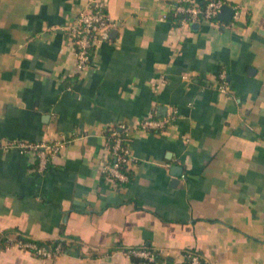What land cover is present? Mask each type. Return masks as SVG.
<instances>
[{
	"label": "crops",
	"instance_id": "1",
	"mask_svg": "<svg viewBox=\"0 0 264 264\" xmlns=\"http://www.w3.org/2000/svg\"><path fill=\"white\" fill-rule=\"evenodd\" d=\"M87 1L0 0V264H151L126 254L136 245L166 264L187 250L264 264V0L189 26L163 18L187 0H107L111 37L76 74L65 26ZM172 109L132 132L129 179L111 176L109 125ZM62 136L43 169L4 146ZM19 233L64 251L34 255Z\"/></svg>",
	"mask_w": 264,
	"mask_h": 264
},
{
	"label": "built area",
	"instance_id": "2",
	"mask_svg": "<svg viewBox=\"0 0 264 264\" xmlns=\"http://www.w3.org/2000/svg\"><path fill=\"white\" fill-rule=\"evenodd\" d=\"M226 2V0H206L202 2L187 0L177 2L172 5L168 12L163 14V18L172 19V17L177 15L181 16L179 22L176 23L179 26H189L193 22L203 19L213 20L218 17L221 7ZM234 15L237 16L236 9ZM65 30L68 41L72 44L75 53V73L80 74L92 64L94 49L98 43L111 37V22L107 12V0H88L86 5L77 12L75 18L65 26ZM217 83L222 91L230 90V83L225 68L219 71ZM176 117L177 110L172 109L164 116H156L153 113H149L132 124L124 120L110 124L108 127V148L113 160L105 165L108 173L119 182L124 183L127 181L129 175L123 169V166L134 159L129 146L132 132L135 130H161ZM69 140L67 136L43 140L39 143L7 140L4 146L16 147L21 152L35 153L38 158L39 168L43 169L47 166L50 157L58 154ZM13 243L19 248L29 250L40 257H52L64 251L63 244L60 241L52 248L32 238L17 237ZM125 252L130 257L145 260L151 264H166V261L159 257V253L156 250L146 245L125 248ZM180 264H203V259L199 253L187 250L184 253V261Z\"/></svg>",
	"mask_w": 264,
	"mask_h": 264
},
{
	"label": "water",
	"instance_id": "3",
	"mask_svg": "<svg viewBox=\"0 0 264 264\" xmlns=\"http://www.w3.org/2000/svg\"><path fill=\"white\" fill-rule=\"evenodd\" d=\"M234 11H235V7H233L230 3L226 2L221 7L220 12L218 13V18H221V19L226 20V21H230L233 18ZM194 23L195 22H193L192 25ZM169 260H171V259H169Z\"/></svg>",
	"mask_w": 264,
	"mask_h": 264
},
{
	"label": "trees",
	"instance_id": "4",
	"mask_svg": "<svg viewBox=\"0 0 264 264\" xmlns=\"http://www.w3.org/2000/svg\"><path fill=\"white\" fill-rule=\"evenodd\" d=\"M180 17H181V16H178V15H177V16H175V17H172V20H174L175 23H178ZM123 169L127 172L126 165L123 166ZM127 173H128V172H127ZM121 183H123V182H121ZM17 236H18V237H22V238H28V237L24 236V235L21 234V233H19ZM37 241H38V240H37ZM60 241H61V240H60ZM39 242L44 243V244H47L46 242H42V241H39ZM58 242H59V241L57 240V241L55 242L54 245H56ZM62 244H63V243H62Z\"/></svg>",
	"mask_w": 264,
	"mask_h": 264
}]
</instances>
